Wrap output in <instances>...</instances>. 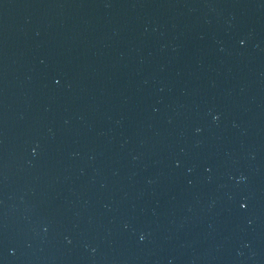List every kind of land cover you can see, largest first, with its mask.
I'll return each instance as SVG.
<instances>
[{"label":"water","instance_id":"1","mask_svg":"<svg viewBox=\"0 0 264 264\" xmlns=\"http://www.w3.org/2000/svg\"><path fill=\"white\" fill-rule=\"evenodd\" d=\"M0 264H264V0H0Z\"/></svg>","mask_w":264,"mask_h":264}]
</instances>
